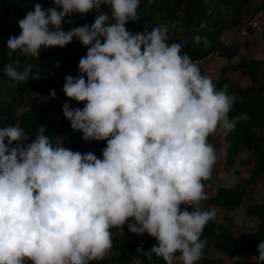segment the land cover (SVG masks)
<instances>
[{
    "label": "clouds",
    "instance_id": "obj_1",
    "mask_svg": "<svg viewBox=\"0 0 264 264\" xmlns=\"http://www.w3.org/2000/svg\"><path fill=\"white\" fill-rule=\"evenodd\" d=\"M54 4L36 3L18 20L20 34L9 37L7 54L39 59L78 39L87 53L63 92L83 107L64 103L63 115L85 142L106 147L98 158L54 145L43 125L32 140L21 127H0V264H92L109 254L113 229L126 224L157 240L147 252L137 249L147 260L198 264L203 230L215 216L202 208L214 196L205 182L218 161L209 138L234 128L235 97L227 85L218 90L181 43H169L167 25L127 30L140 19V0ZM93 11L91 25L63 30L66 17ZM252 16L246 22L256 29ZM32 71L30 63L22 71L4 67L16 83ZM252 264H264V240Z\"/></svg>",
    "mask_w": 264,
    "mask_h": 264
},
{
    "label": "trees",
    "instance_id": "obj_2",
    "mask_svg": "<svg viewBox=\"0 0 264 264\" xmlns=\"http://www.w3.org/2000/svg\"><path fill=\"white\" fill-rule=\"evenodd\" d=\"M36 3L42 4L44 8L55 7L54 0H0V127L8 125L21 127L28 140H32L38 134L39 127L43 125L46 127L44 134L54 145L62 144L82 154L94 150L101 152L106 147V141L85 142L82 139L83 134L74 131L63 115L64 103L70 104L73 108H82L83 104H77L67 97H59L63 101L57 113L52 108H46V104L38 105L36 99L37 95L45 91L47 87L49 92L53 90L44 74L72 71L73 78L79 76V60L86 55L87 48L74 38L64 48L43 50L39 59L23 57L19 52L11 56L7 54L9 37L20 34L18 20L22 19L27 11L32 10ZM107 11V6L102 5L101 12ZM138 13L140 19L129 22L126 25L128 31L137 33L151 30L158 25H167L170 35L169 43H181L182 53H186L198 64L199 61L214 53L229 58L236 56L237 47L223 43L221 36L230 28L249 30L247 17L264 13V1L259 6H251V0H140ZM96 16L95 11L86 16L73 14L65 18L63 30L68 31L85 24L91 25ZM202 23H205V26L198 31ZM176 33L181 36L177 37ZM198 33L199 41L195 40ZM9 63L14 64L21 71L26 64H32L33 71L29 79L21 83L12 81L4 72V67ZM227 71H242L250 84L242 87L224 76L216 82L218 90L227 85L229 94L235 97L234 106L229 113L234 128L227 131L225 135V139L230 143L226 155L228 158L226 166L231 167L241 149L252 151L255 167L247 182L254 183L264 174V59L243 56L239 64L225 67L224 73ZM37 73L39 78H34ZM214 137L215 135L209 138L211 143ZM245 194L246 190L240 184L235 187L221 186L216 195L204 202L207 205L220 206L229 212L240 206ZM247 214L257 215L259 227L252 234L242 235L246 241L243 245L236 243V238L224 225L213 219L209 221L201 237L207 242L203 251L202 264H220L219 260L205 256L211 251L221 252L229 258H234L241 250L253 257L258 254V244L264 240V203L251 204L247 208ZM157 244V240L147 233L143 236L131 233L126 224L122 232L118 231L113 235L111 249L115 251L113 256L92 264H164L162 259L155 255L151 260H147L137 252L138 248L147 252ZM234 264H252V262L235 261Z\"/></svg>",
    "mask_w": 264,
    "mask_h": 264
},
{
    "label": "crops",
    "instance_id": "obj_3",
    "mask_svg": "<svg viewBox=\"0 0 264 264\" xmlns=\"http://www.w3.org/2000/svg\"><path fill=\"white\" fill-rule=\"evenodd\" d=\"M264 0H251V6H259L261 2ZM251 19H258L260 21V25L256 29H247V28H230L225 30L224 34L221 36V41L228 46H235L238 49V54L232 58L219 55L217 53L212 54L206 59L199 61L198 65L202 71V74L210 76L213 79V82L216 86V82L221 79V77H227L229 80L234 82L235 84L246 87L250 84L249 79L243 75L242 71H227L224 73V68L229 67L230 65H237L240 63L241 58L243 56L255 57L258 59H264V29H260V27H264V13L258 14V16H252ZM260 32V34H258ZM224 73V74H223ZM244 118V116H242ZM227 132L218 133L215 135L212 144L216 147L218 152V161L214 168H218L221 162L223 161V156L227 155V152L230 148V143L225 139V135ZM98 158H102V151H91ZM248 163V164H247ZM232 171H237L238 176H235L233 181H236L238 178V184L246 190V194L243 199L248 200L247 208L251 204H261L264 203V174L261 178H259L254 183H248L247 181L251 178L252 170L255 167V157L250 150L241 149L240 153L236 155L234 163L232 164ZM248 166V167H247ZM213 168L211 178L205 182V185L208 189V195L213 196L216 195L219 188L224 186V183H218L215 178ZM247 168V172H244L243 169ZM231 169V168H230ZM231 181L227 182L226 187L230 186ZM242 199V201H243ZM202 208L205 210H211L215 212V216L213 218L215 222L224 225L233 236L236 238V243L239 245H243L246 243L245 239L242 237L244 233L252 234L257 231L259 227V220L257 215L248 214V216L244 217L243 222L241 223L244 227V232H240L239 227L236 221L229 215L232 211L227 212L224 208L220 206H213L203 204ZM226 213L228 215H226ZM119 230L113 229V235L116 234ZM235 234V235H234ZM239 234V236H237ZM114 250H110L109 254L106 256L108 258L112 257L114 254ZM204 255V254H203ZM208 258H214L219 260L220 264H234L235 261H248L252 262V255L246 254L242 250L237 252L234 258H229L225 254L221 252H207L205 254ZM198 262V264H202L204 258Z\"/></svg>",
    "mask_w": 264,
    "mask_h": 264
},
{
    "label": "rangeland",
    "instance_id": "obj_4",
    "mask_svg": "<svg viewBox=\"0 0 264 264\" xmlns=\"http://www.w3.org/2000/svg\"><path fill=\"white\" fill-rule=\"evenodd\" d=\"M260 29H264V27H260ZM258 34H260V32ZM72 73H73L72 71H70V72L69 71H64V72L62 71L61 73H46V74H44L45 77H47L46 81H49V85L51 84V88L55 91L56 97L54 99L51 98L49 88L47 87L45 91H43L42 93L37 95V97H36V99L38 100L37 104L42 105V106L46 104V108H52L58 113L57 110L61 106V103L63 101L62 98L66 97V95L63 92L65 77L68 75H71L73 77ZM263 75H264V73H263ZM59 97H62V98H59ZM215 148H217V145ZM227 159L228 158L225 157V155H224L223 161L221 162L220 166H218V168H214L215 169L214 175H215V178L217 180V184L218 183L220 184L223 182L224 186H227V182L231 181L230 186L235 187L237 182H238V178L236 179V181H233V179L235 178V176H238V172L234 171V170L232 171L233 165H231V167L226 166ZM243 171L247 172V168L243 169ZM247 203H248V200L243 199L240 206L237 207L234 211H232L229 214L236 221V223L239 227L238 230H240V232H244L243 231L244 227L242 226L241 223L243 222L244 217L248 216L247 211L245 209V206L247 205ZM226 215H228V214L226 213ZM216 217H217V215L215 216V218ZM237 236H239V234ZM105 258H108V257H105Z\"/></svg>",
    "mask_w": 264,
    "mask_h": 264
},
{
    "label": "built area",
    "instance_id": "obj_5",
    "mask_svg": "<svg viewBox=\"0 0 264 264\" xmlns=\"http://www.w3.org/2000/svg\"><path fill=\"white\" fill-rule=\"evenodd\" d=\"M258 24H259V22H258L256 19L250 21V25H251L252 27H257ZM204 26H205V23H202V24L198 27L197 30L199 31V30L202 29ZM182 34H183V33H182ZM175 35H176L177 37H180V36H181V34H178V33H176ZM196 37H200L199 33L195 36V39H196ZM196 40H197V39H196Z\"/></svg>",
    "mask_w": 264,
    "mask_h": 264
}]
</instances>
